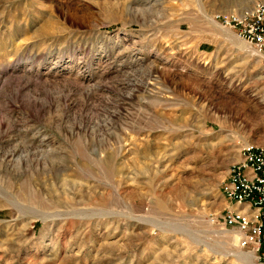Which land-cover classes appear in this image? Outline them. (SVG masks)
Here are the masks:
<instances>
[{
	"label": "rangeland",
	"instance_id": "obj_1",
	"mask_svg": "<svg viewBox=\"0 0 264 264\" xmlns=\"http://www.w3.org/2000/svg\"><path fill=\"white\" fill-rule=\"evenodd\" d=\"M258 0H0V264H256L213 223L264 147ZM113 167V168H111Z\"/></svg>",
	"mask_w": 264,
	"mask_h": 264
},
{
	"label": "built area",
	"instance_id": "obj_2",
	"mask_svg": "<svg viewBox=\"0 0 264 264\" xmlns=\"http://www.w3.org/2000/svg\"><path fill=\"white\" fill-rule=\"evenodd\" d=\"M219 24L233 31L261 58L264 67V0L238 12L218 15ZM228 207L213 223L238 236V246L264 264V147L247 144L232 162L221 184Z\"/></svg>",
	"mask_w": 264,
	"mask_h": 264
},
{
	"label": "bare ground",
	"instance_id": "obj_3",
	"mask_svg": "<svg viewBox=\"0 0 264 264\" xmlns=\"http://www.w3.org/2000/svg\"><path fill=\"white\" fill-rule=\"evenodd\" d=\"M250 7H251V6H250ZM111 168H113V167H111ZM235 241H236V243L238 244V236H237V235H236V237H235ZM249 253H250V252H249ZM248 257L254 259V256H253L252 253H250Z\"/></svg>",
	"mask_w": 264,
	"mask_h": 264
}]
</instances>
